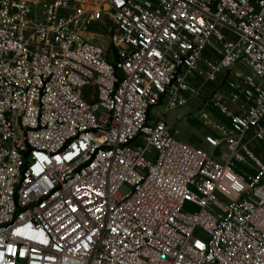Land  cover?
<instances>
[{"label": "built area", "instance_id": "built-area-1", "mask_svg": "<svg viewBox=\"0 0 264 264\" xmlns=\"http://www.w3.org/2000/svg\"><path fill=\"white\" fill-rule=\"evenodd\" d=\"M33 5L0 0V264H264V0ZM192 99L218 160L152 120Z\"/></svg>", "mask_w": 264, "mask_h": 264}, {"label": "rangeland", "instance_id": "rangeland-1", "mask_svg": "<svg viewBox=\"0 0 264 264\" xmlns=\"http://www.w3.org/2000/svg\"><path fill=\"white\" fill-rule=\"evenodd\" d=\"M92 32L95 34L96 42L101 43L105 47L108 46L109 30L107 27H95ZM196 86L200 89L203 99L211 96V89L207 88L201 79L197 80ZM204 111L209 113L208 119L203 118L202 113ZM151 117L153 121L164 117L171 126L180 129L179 140L206 151L217 160L221 158V153L227 150L225 142L219 147H214L210 143V139H220L222 137L221 132L216 128V123H223L225 116L210 104L203 108L201 99H192L185 106L172 110H167L166 102L164 101L162 106L152 109ZM260 150L264 152L263 147ZM128 191L129 188L127 186L121 189L122 194H126ZM199 235L203 234L199 233Z\"/></svg>", "mask_w": 264, "mask_h": 264}, {"label": "crops", "instance_id": "crops-1", "mask_svg": "<svg viewBox=\"0 0 264 264\" xmlns=\"http://www.w3.org/2000/svg\"><path fill=\"white\" fill-rule=\"evenodd\" d=\"M28 1H30L31 3L34 4L33 5L34 14L37 16H42L43 15L42 4L46 1H49V0H28ZM223 123L228 124L227 118H225Z\"/></svg>", "mask_w": 264, "mask_h": 264}]
</instances>
